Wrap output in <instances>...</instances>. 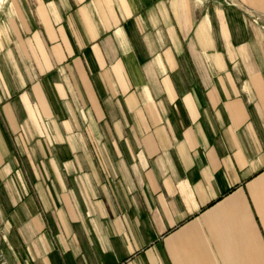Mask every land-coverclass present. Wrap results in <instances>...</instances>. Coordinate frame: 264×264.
Wrapping results in <instances>:
<instances>
[{
	"label": "crops",
	"instance_id": "1",
	"mask_svg": "<svg viewBox=\"0 0 264 264\" xmlns=\"http://www.w3.org/2000/svg\"><path fill=\"white\" fill-rule=\"evenodd\" d=\"M6 264H264V0H3Z\"/></svg>",
	"mask_w": 264,
	"mask_h": 264
},
{
	"label": "built area",
	"instance_id": "2",
	"mask_svg": "<svg viewBox=\"0 0 264 264\" xmlns=\"http://www.w3.org/2000/svg\"><path fill=\"white\" fill-rule=\"evenodd\" d=\"M223 2L226 4L235 5L234 0H223ZM0 264H6V261L1 254H0Z\"/></svg>",
	"mask_w": 264,
	"mask_h": 264
},
{
	"label": "rangeland",
	"instance_id": "3",
	"mask_svg": "<svg viewBox=\"0 0 264 264\" xmlns=\"http://www.w3.org/2000/svg\"><path fill=\"white\" fill-rule=\"evenodd\" d=\"M3 0H0V4L2 3ZM235 4H236V0H234Z\"/></svg>",
	"mask_w": 264,
	"mask_h": 264
}]
</instances>
